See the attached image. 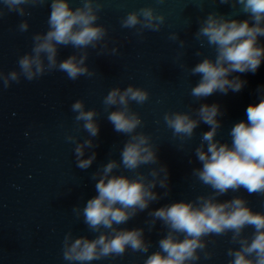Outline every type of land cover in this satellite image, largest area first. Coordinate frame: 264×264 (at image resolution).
I'll list each match as a JSON object with an SVG mask.
<instances>
[{"label":"water","instance_id":"obj_1","mask_svg":"<svg viewBox=\"0 0 264 264\" xmlns=\"http://www.w3.org/2000/svg\"><path fill=\"white\" fill-rule=\"evenodd\" d=\"M75 9L81 0H69ZM103 5L98 24L107 29L105 41L96 49L89 47L86 64L95 74L68 79L64 72L54 70L32 81L22 75L19 83L11 82L5 88L0 81V264H70L63 259V239L71 232L73 238L87 236L94 239L100 233L92 232L73 211L83 209L88 199L97 195L96 181L92 179L102 165L109 160L120 161V151L128 137L117 133L108 121L104 97L114 87L122 90L128 85L140 87L150 94L143 105L130 103V108L139 113L143 125L137 132L152 137L158 148L159 164L144 165L138 170L147 174L152 168L166 165L169 172V195L152 202L149 208L138 213L126 224L118 227L143 228L144 238L151 243L148 253L126 250L121 257H109L91 264H144L147 256L158 250V241L167 234L162 222L151 228L152 218L148 213L164 205L184 201H195L198 196L212 194L209 186L202 184L193 174L194 168L202 167L195 156V148L201 143L202 134L210 126L201 122L191 139L181 140L173 136L163 120L166 112H191L201 104H218L224 113L218 117L221 128L217 140L231 144L229 132L235 123L246 121V109L259 103L264 95V61L255 73H232L247 83L239 92L231 90L225 95L216 92L201 100L191 96V88L201 79L192 75L190 69L204 57L215 59V49L196 39L200 22L210 12L225 15L229 19H247L240 5L221 4L220 0H99ZM51 0L43 5L25 6L30 16L21 17L9 13L0 3L5 15L0 18V72L7 75L20 71L18 59L30 53L32 37L46 33L50 16ZM152 7L165 16L160 31L144 30L137 36V29L121 27V20L132 11ZM27 20L29 29L20 32L18 25ZM139 26H137L138 28ZM177 33L179 39L170 40ZM180 40L184 46L181 47ZM107 43V47L102 45ZM264 45V37L260 38ZM117 48L116 54L111 49ZM71 46H60L58 61L77 53ZM201 55L197 56L196 52ZM232 78V77H230ZM76 100L84 101L86 110L95 109L100 126L99 136L92 138L97 147L85 150V157L96 152V160L86 170L76 166L75 144L66 140L71 135L78 142L88 139L83 122L75 121L76 113L71 105ZM206 150V149H205ZM191 161V162H190ZM116 174L133 177L135 173L121 167ZM163 176V173H161ZM151 179V177H149ZM163 195L164 188L157 184L153 189ZM240 196L248 201L255 212L264 213V194H249L243 188L229 191L217 199L221 202ZM101 231H110L101 229ZM254 229L248 227L243 235L251 236ZM232 233L205 237L210 259H200L195 264H228L229 248L237 249L231 242ZM182 238V237H181Z\"/></svg>","mask_w":264,"mask_h":264},{"label":"clouds","instance_id":"obj_2","mask_svg":"<svg viewBox=\"0 0 264 264\" xmlns=\"http://www.w3.org/2000/svg\"><path fill=\"white\" fill-rule=\"evenodd\" d=\"M46 2L0 0L9 13L15 12L21 17L31 15L25 6L35 7ZM158 2L163 3L164 0ZM220 3H231L233 7L240 5L248 18L229 19L210 12L200 22L195 37L198 40L203 38L201 46L206 40L209 46L214 47L215 59L204 57L190 69L192 75L201 77L190 93L197 100L216 92L226 95L230 90L241 91L247 82L240 76H232V73H255L264 61V45L260 43V38L264 37V0H220ZM102 8L99 0H81V6L75 9L69 0H51L47 32L33 35L31 52L18 59L19 72L13 70L7 75L0 72L4 87H9L11 82L19 83L21 75L32 81L54 70L64 72L72 81L81 76H93L95 73L86 64L89 55L86 49H96L107 36V29L97 23ZM4 15L0 9V18ZM165 19L154 8L143 7L129 12L121 20V27L137 29L136 35L142 36L144 30L160 31ZM28 29L29 23L22 20L18 30L26 32ZM169 39L178 40V34H170ZM184 43L180 40L181 47ZM60 46H71L80 51L58 61ZM102 47L106 48L107 43ZM117 51V48L111 49L112 54ZM196 55L201 53L198 51ZM149 96L147 90L128 85L123 90L112 88L103 99L106 111L116 108L108 112V121L117 133L126 135L128 139L120 151L119 162L109 160L92 174L97 195L88 199L83 209L73 208L78 218L83 216L84 223L92 232L100 234L89 239L87 236L73 238L68 232L63 239L62 255L70 264H91L109 257H121L128 249L149 252L151 243L145 240L143 228L129 230L118 227L170 192L166 165L152 168L147 174L138 171L141 166L159 164L158 148L150 135L137 132L143 121L139 113L130 108L131 102L143 105ZM71 111L76 113L77 123L83 122L82 127L89 138L78 142L76 137L69 135L66 140L75 144L76 166L86 170L96 160L95 151L84 157L86 149L97 147L92 138L98 137L100 132L96 119L98 113L95 109L86 110L82 100H76ZM223 114L215 103L201 104L195 109V118L191 112L164 114L165 124L173 130V136L181 140L191 139L201 122L210 126L195 148V156L202 167L194 168L192 174L213 191L211 195L198 196L195 201L173 202L148 213L152 218L149 230L160 221L167 228V234L158 241V250L148 255L144 264H195L200 259L199 252H204V258L210 259L211 253L204 251L207 246L204 238L229 232L232 233L231 242L238 244L239 248L228 249L227 255L232 258L228 264H264V213L253 211L248 201L240 196L223 202L217 199L241 188L249 194H264V95L259 97V103L247 107V120L237 122L231 128V144L216 139L221 128L218 117ZM121 167L135 175L116 174ZM157 184L165 189L163 195L153 190ZM248 227L254 229L250 237L243 235Z\"/></svg>","mask_w":264,"mask_h":264}]
</instances>
